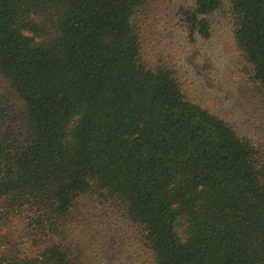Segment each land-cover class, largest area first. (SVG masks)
Masks as SVG:
<instances>
[{"label": "trees", "instance_id": "trees-1", "mask_svg": "<svg viewBox=\"0 0 264 264\" xmlns=\"http://www.w3.org/2000/svg\"><path fill=\"white\" fill-rule=\"evenodd\" d=\"M170 3L0 0V264H264V0L182 22L221 24L262 105L236 117L144 45Z\"/></svg>", "mask_w": 264, "mask_h": 264}, {"label": "rangeland", "instance_id": "rangeland-1", "mask_svg": "<svg viewBox=\"0 0 264 264\" xmlns=\"http://www.w3.org/2000/svg\"><path fill=\"white\" fill-rule=\"evenodd\" d=\"M190 8L191 0H171L170 5L161 4L157 16L141 17L144 45L148 49L163 47L181 71L185 89L192 93L199 90L198 97L206 103L212 101L219 112H225L224 108L230 106V114L236 117L238 107L245 108V103L262 108L260 99L247 83V74L240 73L235 67L237 60L233 59L229 45H225L220 23L217 22L212 40L186 43L182 22ZM237 67L240 69L238 63ZM224 78L228 82L223 81Z\"/></svg>", "mask_w": 264, "mask_h": 264}]
</instances>
